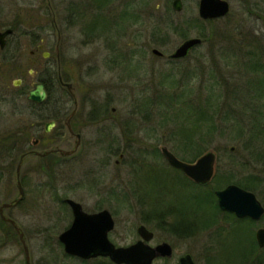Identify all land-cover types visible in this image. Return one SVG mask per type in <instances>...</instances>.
<instances>
[{
	"label": "rangeland",
	"instance_id": "rangeland-1",
	"mask_svg": "<svg viewBox=\"0 0 264 264\" xmlns=\"http://www.w3.org/2000/svg\"><path fill=\"white\" fill-rule=\"evenodd\" d=\"M3 1L10 3L12 0ZM20 1L24 9L31 4L39 6L40 14L35 22L24 18L21 28L24 70L7 73L6 82L11 86L12 79L22 77L23 85L29 89L32 82L48 77L49 71H58L52 46L54 41L50 43L48 39L47 1ZM70 1L73 0H56L57 12L71 5ZM82 1L86 3V0H77V3L81 5ZM182 1V10L176 11L172 6L173 0H115L114 7H106V12L114 10L116 24L100 27L99 31L103 29L102 36L93 44H84L83 21L69 27L65 37L70 40V46L66 51L67 59L63 56L61 74L65 78L69 75L67 79L74 84L78 96L98 98L105 113L98 126H86L84 131L88 143L96 141L98 146L78 152L71 162L53 169H58L60 184L57 186H61L63 198H74L89 210L101 204L112 212L115 227L109 238L117 246L135 243L141 238L139 225L145 224L154 233L150 242L152 246L162 242L173 246V255L168 259L170 263H177L181 256L189 253L196 264H242L247 257L244 252L253 244V239L249 244L250 232L256 239L257 230L264 227V216L259 221H241L220 210L216 212L217 222L202 231L195 224L194 229L188 228L189 234L182 230L183 235L170 232V224L177 219L190 225L196 220L197 223L201 221V214L197 212V194L205 193L213 206L216 202L218 204V197L216 201L212 194L217 190L214 189V178L217 176L220 183L230 175L234 181H246L251 175L258 177L259 191L253 192L264 206V135H259L256 146L250 145L248 125L243 126V130L238 129L240 126L237 122L234 124V118L229 120L227 117L232 112L226 105L235 101L237 109L243 106L244 115H249L255 106L254 101L259 103L264 95L259 99L254 85L258 76L246 67L247 44L255 42V39L264 61V0H228L231 8L227 17L201 22L202 26L192 28L186 27L187 22L200 17V0ZM129 10L135 11L136 15L126 16L125 12ZM58 21L60 27L67 29L65 21L62 22L60 17ZM160 28L164 33H158L156 29ZM182 29L187 31L188 37L214 34L212 38L218 43V51L210 53L214 40L209 38L189 58L170 60L169 54L185 39L180 36ZM35 35L39 38L34 46L43 43L44 46L38 54L31 55L30 50L35 48L32 44ZM241 43L244 48L240 53V49L235 48ZM64 44H61L63 48ZM245 47L246 54L242 56ZM154 48L162 51L164 57L154 54ZM224 49L232 52L233 56L225 53ZM43 52H50L51 56L43 57ZM83 53L90 58L93 67L98 65V71L93 69L85 73L87 68L84 69L85 65L79 61ZM68 59L77 61L72 63L74 65H67L65 61ZM179 87L187 93L182 99L187 100L182 114L184 105L176 98ZM63 91L57 83L53 96L63 99ZM208 98L217 99L218 111H215V130L206 142L203 154L213 150L217 154V162L213 180L202 189L172 167L161 149L167 146L178 158L190 163L200 157L190 160L188 154L185 155L179 148L181 135L177 125L188 126L186 111L191 109L187 119L194 111L198 116L200 105L207 104ZM24 114V124L33 120V115ZM234 114L238 117L237 113ZM16 124L19 125L18 120L4 117L0 121V132L15 129ZM13 155L15 159L0 168V208L19 197L16 179L19 155L16 151ZM33 162L36 164L37 158L31 156L21 169L26 188L23 200L4 212L24 232L31 262L115 264L108 257L84 260L65 252L58 243V237L72 222L71 209L62 202L56 189L48 185V175L43 168L41 172L32 170ZM158 211L177 215H166L162 225L157 218ZM9 227L0 221V264H27L24 246ZM256 256L264 258V247L257 248L254 254L248 256L247 264H257ZM155 264H164V260H156Z\"/></svg>",
	"mask_w": 264,
	"mask_h": 264
},
{
	"label": "flooded vegetation",
	"instance_id": "flooded-vegetation-1",
	"mask_svg": "<svg viewBox=\"0 0 264 264\" xmlns=\"http://www.w3.org/2000/svg\"><path fill=\"white\" fill-rule=\"evenodd\" d=\"M46 1L49 23L48 39L50 40V43L54 41L52 46L54 47L55 51V60L57 63L56 67L58 72L56 73L55 69L49 71L48 77H42L32 82L31 87L27 89L26 86L23 85L24 80L22 77L12 79L11 86L7 85L8 83L6 82V77L7 73L9 72L19 73L24 70L22 48L23 32L21 28L23 27L25 17L31 22H35L39 19L40 13L37 9L39 6L31 4L27 9H24L22 6V1L20 0H12L10 3H5L3 0H0V32L4 34V36L2 37L4 42L0 41V121L2 118L9 116L16 119V121L18 120L19 123V125L16 124L15 129H11L10 131L5 129L4 131L0 132V168L4 166L6 167V165H8V162L11 163L15 159L13 155L15 151L17 155H19L16 166V179L19 197L14 202H11L14 204H12V206L10 207L3 208V204L0 208V214H5L4 212L6 209L17 206L23 200L26 194V188L25 179L22 176L21 169L25 161L30 159V157L32 156L35 159L37 158L36 164L35 162H33L32 170L41 172V169L43 168V172L48 175V185L50 184L53 188L56 189L57 194L62 199V202L64 204H67L71 209L74 219L72 207L68 203V199L74 198L62 197L63 193L60 192L61 186H57V184H60L59 176L57 175L58 169L56 170L53 168L54 166H61L63 164H66L67 162H71L73 156L77 155V153L80 151H84L86 149L92 150L93 148L95 149V147L98 146V142L96 141L88 143L86 133L84 131L86 126H98L102 122V117L105 112L103 104L98 98L87 95L78 96L77 93H75L74 84L72 82H69L67 79L69 75H66L65 78L61 74L63 56L66 60L68 57L66 55L67 47L69 49L70 46V40L68 39V37L66 40L65 35L66 31L69 33V27L76 25L78 21H83L85 35L84 44H93L98 37L102 36L103 29L102 31H99L100 27H103L104 24H106V26H113L116 24L114 10H112L111 12H106V7H114L113 4L115 3V0H86V3L84 4V1H82L83 3H81V5L80 2L77 3V0H73L72 2H69L72 3L71 5L61 10L58 9V12L56 0ZM7 4L11 6L8 7ZM59 17L62 22L65 21V27L67 29H63V27H60L58 25ZM225 17L201 19L203 21L213 22ZM94 18L98 20H95ZM196 37L200 38L202 42L192 48L187 56L178 59L171 58V54L173 53L172 52L171 54H169V59L172 61H183L186 58H189V56H191L190 54H192L193 51L200 48L205 43V41L208 40V37L206 38L202 35ZM38 38V35L33 36V47H35V40ZM189 38L192 37H187L184 39V41ZM210 40H214V38H211ZM62 43L65 45L64 48L63 46H61ZM217 44L218 43L214 40L213 47L210 50L211 54L218 51L217 48H219V46H217ZM243 45L244 44L241 43L240 47H236L235 50L240 49L241 53L244 48ZM43 46L44 43L36 45L35 48L30 50L31 55L38 54ZM224 51L230 56H233L232 52L228 53L225 49ZM46 53L48 54L49 58L51 56L50 52H43V57H45ZM245 54L246 47L244 49V52L242 53V56ZM156 55L158 57H164L165 54L163 53L160 55ZM75 61L77 60L68 59L67 61H65V64H67L68 62L67 65H71ZM79 61L81 63L83 62V64L85 65L84 69L87 68L85 69L86 74H88V70L95 69L96 71L98 69V65H95L93 67V64L90 62V58H86L84 53L81 55V58H79ZM242 64H239V66L241 67ZM79 67H81V64ZM64 70L66 71V69ZM30 72L31 74L33 73L32 70H30ZM39 82L45 85V89L47 91V97L43 102L33 101L28 97L30 89L35 83ZM57 83L65 91H63V99L62 97H60V99L59 97L53 96L54 90L57 87ZM68 84H71V87H69ZM112 110L115 111V108H113ZM24 113L33 115V120L25 121L24 124ZM35 140H37L35 142L36 144H33ZM72 142H74L72 144L73 148L71 146ZM39 149L42 150L40 151ZM114 151L115 150H113V154ZM19 183H21L23 188V196L21 194ZM36 187L39 188V185H37ZM74 200L77 201L76 199ZM77 202H79L83 206V210L88 213H96L107 209L103 208V205L101 206V204H97L89 210L84 207L83 203H81L80 201ZM195 224L198 225V223L194 221L192 224V229H194ZM183 256L179 258L177 263L169 262L168 259H170L172 256H159L154 259L153 264H155V261L159 259L164 260V264H179ZM256 258V263L259 264V256H256ZM248 260V256L244 257L242 264H247ZM215 264H218V262H216Z\"/></svg>",
	"mask_w": 264,
	"mask_h": 264
},
{
	"label": "water",
	"instance_id": "water-1",
	"mask_svg": "<svg viewBox=\"0 0 264 264\" xmlns=\"http://www.w3.org/2000/svg\"><path fill=\"white\" fill-rule=\"evenodd\" d=\"M173 9L181 11L183 8L182 0H173ZM230 3L228 0H200L199 15L203 19H213L225 17L229 14ZM10 32V31H9ZM4 34L0 32V41H3ZM202 42L200 38L192 37L185 40L172 54L171 58H182L189 54V51ZM155 54H163L157 48L153 49ZM45 57H48L46 53ZM71 87V84H68ZM29 99L43 102L47 97L45 85L41 82L35 83L29 91ZM37 140L33 144H36ZM162 153L168 163L183 172L199 185H208L215 176L217 154L209 150L201 155L195 162L190 163L178 158L167 146L162 147ZM235 150V147H231ZM19 173V171H18ZM20 190L24 195L21 183ZM218 204L221 210L232 212L238 218L249 217L259 221L264 216V206L257 195L248 189L237 184H229L223 189L216 190ZM72 207L74 219L72 224L59 235V241L63 244L67 254L82 259L97 257H108L116 264H153L155 258L159 256L171 257L173 247L169 242H162L156 246L150 244L154 237L153 231L145 225H140L138 234L140 239L129 246H117L109 238V232L115 227V219L108 209L96 213H88L83 210V206L74 199H68ZM12 204H4L10 207ZM2 217L13 224L19 233L24 246L26 261L33 264L30 258L29 247L24 238V233L11 218ZM258 245L264 247V227H260L256 232ZM179 264H195L191 254L183 256Z\"/></svg>",
	"mask_w": 264,
	"mask_h": 264
},
{
	"label": "trees",
	"instance_id": "trees-1",
	"mask_svg": "<svg viewBox=\"0 0 264 264\" xmlns=\"http://www.w3.org/2000/svg\"><path fill=\"white\" fill-rule=\"evenodd\" d=\"M124 14V13H123ZM125 15L129 16V17H133L136 15L135 11H127L125 12ZM119 18H121L118 15ZM138 17V16H137ZM203 23L205 21H203L200 17L197 18L196 20L192 21V22H187V28H192V27H197V25L202 26L200 23ZM203 28V27H202ZM158 31L159 34L164 33L162 28L160 29H156ZM177 31L179 30L176 29ZM179 33V32H177ZM203 37H208L212 38V35L214 34H201ZM180 36H182L183 38H187V31H185L184 29L181 30V34ZM214 38V37H213ZM247 57H248V62H247V68L251 71L252 74H254L255 76H258V80L255 81L254 85H255V89L259 92V99H261V96L264 94V92L262 93V90H264V61L262 59V56L260 55L259 52V48L257 45V39H255V42H250V44H247ZM254 82V81H253ZM257 84L259 85L257 87ZM178 90H180V92L178 93L177 97L180 101V103H182L183 109H181V114L182 112H184L185 108H186V104H187V100H182L183 99V95L186 96V90L181 91L180 87L178 88ZM254 96V95H253ZM264 97V95H263ZM259 101V103H255L254 101V108L251 109V111L249 112V115H244L245 111L243 110V106L239 109H237V104L235 103V101L229 102L226 105L229 107L230 111L232 112V115H227V117H229V120L234 118V124L238 123V126H240L238 129L243 130L244 128H242L243 126H247L248 131L250 132V134L247 136V138L250 140V145L252 146H256L259 143V135H264V100ZM207 104L200 105V110L197 112L198 116H195V111L194 114L192 113L188 118L189 112L191 113V109L189 112L186 111L187 118L185 119V121L189 122L188 126H184L181 127V125H177L178 126V131L180 133L181 136L180 137V144H179V148L182 150V152L187 155V157H189L190 160H194L196 157L201 156V154H203L204 149H205V144L206 142H208V139L212 138L213 132L215 130V117H216V113L215 111H218L217 108V99L216 101L211 100L210 98L207 99ZM194 106V105H192ZM215 107V108H214ZM234 107L236 108V110L234 109ZM194 110V109H193ZM210 111H213L212 113H210ZM196 113V115H197ZM237 113L238 117L234 114ZM181 117V116H180ZM192 117V119H191ZM237 122V123H235ZM217 126V125H216ZM263 128V129H262ZM263 131V132H262ZM262 132V133H261ZM178 170V169H177ZM181 172V171H180ZM184 175V174H183ZM186 177V176H185ZM214 179H216V184L214 189H222L224 187H226L227 185L231 184V183H235L240 185L241 187L251 190V191H259V178L251 175L248 176V180L246 181H234L233 176H228L227 179L223 182L220 183L219 177H215ZM261 183V182H260ZM198 185V184H197ZM202 189H204V186H198ZM214 198L217 201V195L215 192H212ZM198 196V206H197V212L200 213V218L201 221H198V225H196V228H198L200 231L203 230V228H207L208 226L211 225V223H213L214 221L217 222V217L216 215H218L216 212L220 211V207L218 206L217 202L216 204L213 206L207 199V196L205 197V193H200L197 194ZM195 197V196H194ZM158 213H160L158 215V219L160 220V223L163 225V218L166 217V215H174L175 213H171V212H160L158 211ZM229 215L231 216H235V214L231 213V212H227ZM177 215V214H175ZM236 217V216H235ZM244 219H249L250 221H252V219L250 218H243L241 221H244ZM196 220V219H195ZM0 221L8 226H10L9 228L12 230V232L14 233V235L16 237L19 238V235L17 233V231L14 229V227L12 226L11 223L5 221L2 217H0ZM197 222V220H196ZM187 221H179L178 219L175 220V222H172L170 224V232H174L178 235H183V231H187L188 232V228L192 227V224H186ZM188 226V227H187ZM183 230V231H182ZM250 236H251V240L249 241L251 244L252 243V239H253V244L252 246L250 245L249 248L244 252L245 256H251L252 254H254L255 250H257V248L260 250V247L257 246L256 243V239L255 237L252 236L251 232H250ZM51 240V239H49ZM58 243L60 245H62V243L60 241H58ZM63 246V245H62ZM260 262H264V258H259V263Z\"/></svg>",
	"mask_w": 264,
	"mask_h": 264
}]
</instances>
